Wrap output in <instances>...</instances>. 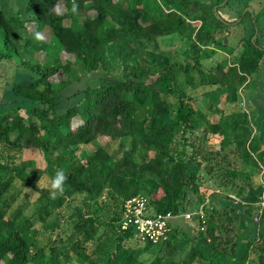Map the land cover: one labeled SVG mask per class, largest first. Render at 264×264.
<instances>
[{"label": "rangeland", "instance_id": "obj_1", "mask_svg": "<svg viewBox=\"0 0 264 264\" xmlns=\"http://www.w3.org/2000/svg\"><path fill=\"white\" fill-rule=\"evenodd\" d=\"M118 1L133 3L136 0ZM145 1L150 8H158L163 13L169 12L163 0ZM165 1L174 2L171 10L182 12L183 9L178 2ZM197 1L209 5L217 4L216 18L231 24L226 37L216 35L218 40L216 43L198 45L196 52L192 48L194 40H191L189 30L184 35L175 34L159 38L141 48L136 46L130 55L122 43L118 46L112 44L105 46L108 73L122 79L127 77L134 80L131 98L139 104L140 118L145 119L147 126L149 122L146 105L150 100L149 90L153 84H156L155 89H160V95L170 104V112L164 121L156 122L153 128L147 129L141 123L139 129L125 139L112 142L101 137L72 156V159L86 165L87 153L103 147L112 157V161L119 164L120 173L113 171L112 165L95 163L86 169L87 182L93 187V191L79 193L64 185L63 193L53 198L51 181L58 170H65L61 162L57 166L49 165L44 168L45 162L42 158H35L38 153L34 154L28 149L19 152L2 150L0 147V206L5 205L7 217L14 216L15 225L29 221L31 226L23 234L32 243L31 256L34 255L35 258L30 264H47L52 251L62 264H87L89 261L94 264H153L155 257L162 256L159 245L147 246L137 236L133 235V238L123 241L116 251L119 242L117 224L113 217L119 212L120 202L126 194L136 192V195H143L148 199V191L156 187L157 179L139 172L140 164L148 162L154 154L158 157L174 156L176 159L188 161L194 152L193 146L197 148L202 144L204 149L213 155L212 161L208 162L206 155L193 156L196 184L193 186L194 191L193 187L187 189L189 195L185 210L171 220L172 228H177V231L182 227L186 232L190 231L196 236L195 221L211 214L217 218V211L224 200L239 202L240 197L235 193L236 189L222 186V181H238L236 176L230 177L234 169L249 170L253 174L254 183H258L263 190L259 196V203L239 204L250 207L264 206V53H257L251 46L256 43L255 47L264 49V0ZM0 9L9 17L27 21L26 30L14 24L21 43L30 38L38 44L47 46V54L25 49L24 60L32 65L37 63L52 65L56 53L52 48V33L45 26L39 33L41 39L31 35L36 26L30 23L33 13L26 0H0ZM159 11H150L149 15L156 17ZM85 16H94V12L77 13L72 20L67 19L65 25L79 27ZM185 21L188 22V19ZM214 27L215 21H212L209 28ZM1 50L0 46V54L3 53ZM241 56H244L247 64L254 63L257 66L252 75L238 81L243 75V67L237 61ZM69 60L71 64L68 75L60 73L51 78L54 87L65 78L73 81L86 75L80 65L73 64V60L66 53L59 54L61 65H65ZM194 60L198 61V65L191 67L187 72L177 69L174 65L187 62L193 64ZM20 63L21 58L17 55L7 60L0 57V74L6 80L14 73L15 76H21L17 78L21 82L27 80L26 75L36 77L35 73L23 65L20 66ZM234 64H238L235 69L236 80L228 86L218 82L217 76L225 73ZM170 66H173L172 71L176 77L174 85L171 83V76L160 78L162 72ZM87 80L84 78V83L93 85L96 82V78L92 77ZM174 86L176 91H169ZM4 97L6 93L0 88V101ZM188 112L195 120L197 119V125L193 133L186 132L184 136L188 142L184 144L181 134L185 125L183 118ZM19 114L27 118V113L23 110H20ZM211 122H218L221 125L220 134L208 133L206 141L202 143L196 136L202 135L205 125ZM168 124L178 126L171 132V137L166 135L159 137L154 134L161 126ZM157 137L164 143L168 141L169 143L158 145ZM191 142H194L193 146L190 145ZM236 145L239 147L241 159L230 155L228 173L224 164L215 165L214 169L208 170L207 166H210V163L220 162L219 156L216 155L220 148L225 146L224 151L234 153ZM58 155V152L54 153V157ZM31 159L36 163V167L26 169L23 178H20L19 163ZM42 189L50 192L48 197L42 195L40 191ZM229 211L227 215L230 216L233 213L230 208ZM235 211L237 213V210ZM184 214H191V217L185 218ZM246 214L248 219L240 222L243 233L239 239L243 242L252 229L249 218H254L256 212L248 210ZM233 225H237L234 219ZM174 242H184L183 254H180L184 256L188 252L190 238L182 231L176 232ZM245 244L241 248V254L245 251ZM212 256V263L205 260L204 264L216 262L235 264L228 256L220 259L216 252ZM240 264L254 262L248 258L241 260Z\"/></svg>", "mask_w": 264, "mask_h": 264}, {"label": "trees", "instance_id": "obj_2", "mask_svg": "<svg viewBox=\"0 0 264 264\" xmlns=\"http://www.w3.org/2000/svg\"><path fill=\"white\" fill-rule=\"evenodd\" d=\"M174 1L178 2L183 9L182 14L171 10L174 2L167 3L165 0L163 3L169 9L167 13L159 11L158 8H150L145 0H136L133 3H121L118 0H26L33 13L30 23L36 26L31 35L37 37V33H40L45 26L52 33V48L56 53L54 62L50 66L41 63L32 65L24 60L25 49L38 50L47 54V46L38 44L30 38L21 43L14 24L26 30L27 21L9 17L0 9V46L3 51L0 57L7 60L16 55L20 56V66L23 65L24 68L36 74V77L26 75L27 80L23 82L17 79L21 76H15L14 73L6 80L0 74V80H2L0 88H3L6 93V97L0 101V147L2 150L19 152L28 149L34 154L38 153L35 158H42L45 162L44 168L49 165L57 166L61 162L67 176L64 185L79 193L93 191V187L87 182L86 169L90 165L95 163L112 165L113 171L120 173L119 164L112 161V157L103 147L87 151L86 165L72 159V156L101 137L108 138L112 142L125 139L137 131L141 123L147 129L153 128L156 122L164 121L165 116L170 112V104L160 95L161 90L155 89L156 84H153L149 90L150 100L146 105L149 122L147 126L145 119L140 118L139 104L131 98L134 80L127 77L122 79L108 73L105 46L109 44L118 46L122 43L129 50L130 55L136 46L141 48L159 38L175 34L184 35L189 30V36L191 40H194L192 48L196 52L198 45L216 43L218 41L216 35L226 37L227 30L231 26L230 23L216 18L213 8L217 4L209 5L197 0ZM74 3L78 6V11L75 13L72 11ZM57 6L61 8L60 14L54 11ZM90 11L94 12V16H85L79 27L65 25V21L72 20L75 14L83 12L88 14ZM150 11H159V14L151 17ZM186 18L188 22L185 21ZM212 21H215V27L210 29ZM255 45L256 43L251 44L257 53H264V49H258ZM61 52L71 57L73 64L80 65L86 75L73 81L65 78L56 84L57 87H54L51 78L60 73L67 76L70 71V60L65 65L59 62ZM237 61L243 67V75L238 78V81H243L245 76L252 75L257 65L247 64L244 56L239 57ZM174 65L177 69L187 72L191 67H196L198 61L194 60L193 64L187 62ZM237 65L234 64L225 73L217 76L218 82H223L226 86L234 82ZM172 69L173 66H170L162 72L160 78L171 76V83L174 85L176 77ZM97 71L100 73H96ZM90 77L96 78L93 85L84 83V78L88 81ZM169 91H176L175 86ZM20 110L27 113V118L19 114ZM189 113L183 118L185 125L181 138L184 144L188 142L187 137L184 136L186 132L193 133L197 125V119L195 120ZM177 127V124L161 126L154 134L159 137L165 135L171 137V132ZM203 130L202 135L196 136L202 143L206 141L208 133L220 134L221 125L218 122H211L205 125ZM159 137L156 139L158 145L169 143V141L164 143ZM190 145L193 146L194 142ZM238 149L236 145L232 153L224 151L225 146L220 148V152H216L220 162L210 163V166H207L208 170L214 169L215 165L224 164L227 166L228 173L230 155L241 159ZM193 150L188 161L176 159L174 156L158 157L154 154L148 162L140 164L141 174L151 176L158 181L156 187L147 194L148 208L152 213L171 215L176 218L185 210L189 195L187 189L196 184V171H193L192 165L193 156L206 155L207 162L212 161L211 156H213L211 152L204 149L202 144L197 148L193 146ZM55 152L59 153L58 157H54ZM35 167L36 163L33 159L21 161L18 167L19 177L23 178L26 169ZM231 174L230 177L236 176L238 181H222V186L236 189L235 193L240 197L239 202L224 200L217 211V218L211 214L195 221L196 236H193L190 231L186 232L182 227H179V231L177 228H172L170 220L165 233L166 238L155 244L159 245L162 256L155 257L153 264H204L205 260L212 263V255L215 252L220 259L228 256L235 261V264H240L241 260L248 258L254 264H264V220H262L264 206L250 207L239 204L257 203L263 190L258 183H254L253 174L246 168L234 169ZM40 191L43 196H49L50 192L44 189ZM134 195L136 192L126 194L122 198L120 210L113 217L117 224L116 233L119 242L116 251L123 241L133 238L132 230L121 231L120 224L123 204ZM229 208L233 213L230 216L227 215L230 212ZM248 210H253L256 214L254 218H249L252 229L243 242L239 239L243 233L240 222L248 219L246 214ZM13 217L6 216L5 205L0 206V264H30L35 256H31L32 243L24 237L23 233L31 225L27 220L15 225ZM233 219L237 221V225H233ZM181 231L190 238V246L184 256H180L183 254L184 242H174L176 232ZM145 244L153 246L150 243ZM243 244H245V251L241 254ZM51 253L47 264H62L54 251ZM87 264L94 263L89 261Z\"/></svg>", "mask_w": 264, "mask_h": 264}, {"label": "built area", "instance_id": "obj_3", "mask_svg": "<svg viewBox=\"0 0 264 264\" xmlns=\"http://www.w3.org/2000/svg\"><path fill=\"white\" fill-rule=\"evenodd\" d=\"M190 218L191 214H184ZM121 231L132 230L133 235L143 243L158 244L164 240L171 215L152 213L148 208V199L143 195H134L123 204Z\"/></svg>", "mask_w": 264, "mask_h": 264}, {"label": "clouds", "instance_id": "obj_4", "mask_svg": "<svg viewBox=\"0 0 264 264\" xmlns=\"http://www.w3.org/2000/svg\"><path fill=\"white\" fill-rule=\"evenodd\" d=\"M54 11L57 14L61 13V8L59 6L55 7ZM72 11L75 13L78 11V6L75 5V3L73 4V8ZM37 39H41L39 33H37ZM67 180V176L65 175L63 170H58L56 172V175L54 177V179L51 181V189L53 190L52 195L53 198H55L56 195L58 194H62L64 191V184L65 181Z\"/></svg>", "mask_w": 264, "mask_h": 264}, {"label": "water", "instance_id": "obj_5", "mask_svg": "<svg viewBox=\"0 0 264 264\" xmlns=\"http://www.w3.org/2000/svg\"><path fill=\"white\" fill-rule=\"evenodd\" d=\"M216 10H217V8L215 7V8H214V12H216Z\"/></svg>", "mask_w": 264, "mask_h": 264}]
</instances>
